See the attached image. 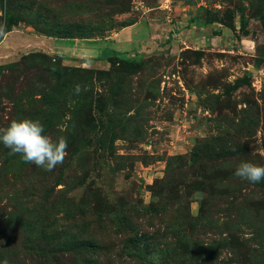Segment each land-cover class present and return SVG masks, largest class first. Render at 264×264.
I'll return each mask as SVG.
<instances>
[{"label": "rangeland", "instance_id": "obj_1", "mask_svg": "<svg viewBox=\"0 0 264 264\" xmlns=\"http://www.w3.org/2000/svg\"><path fill=\"white\" fill-rule=\"evenodd\" d=\"M145 18L218 21L252 52L163 45L99 69L18 47ZM0 23V130L38 119L68 143L52 171L0 143V264H264V180L234 176L264 165V0H0Z\"/></svg>", "mask_w": 264, "mask_h": 264}, {"label": "crops", "instance_id": "obj_2", "mask_svg": "<svg viewBox=\"0 0 264 264\" xmlns=\"http://www.w3.org/2000/svg\"><path fill=\"white\" fill-rule=\"evenodd\" d=\"M178 22L181 29L173 28L170 21H150L145 18L102 38H52L30 33L22 38L18 47L24 49L37 43L41 51L62 57L67 63L87 64L99 69L107 67L109 56L137 59L153 50L162 49L163 45L225 52L234 45H237L240 52L248 47L243 40H237L235 44L232 38L234 30L218 21L194 19L189 28L184 27L181 20ZM251 49L248 47L245 55L250 56Z\"/></svg>", "mask_w": 264, "mask_h": 264}, {"label": "clouds", "instance_id": "obj_3", "mask_svg": "<svg viewBox=\"0 0 264 264\" xmlns=\"http://www.w3.org/2000/svg\"><path fill=\"white\" fill-rule=\"evenodd\" d=\"M6 27V24L0 23V37H7ZM86 90L80 84L74 86L76 95ZM44 133V125L38 119L12 120L5 129L0 130V143L10 150V154H19L25 163L52 171L63 164L68 154V143L64 136L53 139ZM234 176L252 184L259 183L264 180V165L243 161L235 168ZM152 259L158 261L159 258L153 256Z\"/></svg>", "mask_w": 264, "mask_h": 264}, {"label": "trees", "instance_id": "obj_4", "mask_svg": "<svg viewBox=\"0 0 264 264\" xmlns=\"http://www.w3.org/2000/svg\"><path fill=\"white\" fill-rule=\"evenodd\" d=\"M229 27L234 30L233 26H229ZM112 59H113V57H111V56L108 57L109 62H111ZM127 59H133V60H135L134 58H127Z\"/></svg>", "mask_w": 264, "mask_h": 264}]
</instances>
